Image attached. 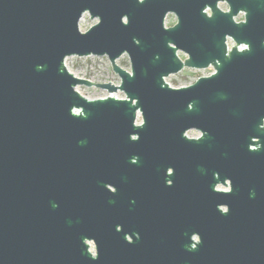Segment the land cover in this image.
<instances>
[{"label": "water", "instance_id": "water-1", "mask_svg": "<svg viewBox=\"0 0 264 264\" xmlns=\"http://www.w3.org/2000/svg\"><path fill=\"white\" fill-rule=\"evenodd\" d=\"M0 264H264V0H0Z\"/></svg>", "mask_w": 264, "mask_h": 264}, {"label": "rangeland", "instance_id": "rangeland-1", "mask_svg": "<svg viewBox=\"0 0 264 264\" xmlns=\"http://www.w3.org/2000/svg\"><path fill=\"white\" fill-rule=\"evenodd\" d=\"M220 8L223 10H228V5L225 3H221ZM242 18L240 15L238 19ZM177 16L173 13L169 14L166 18L165 24L167 27H171L177 23ZM98 19H92L89 13H86L81 22L80 29L81 31H87L91 26L96 24ZM179 56L182 59L187 58V55L183 52H179ZM117 63L127 71H131V63L127 54L123 55L120 59H118ZM66 67L73 74L78 77H82L88 79L94 83H112L116 86L121 84L120 76L114 72L111 63L107 56L97 57V56H88V57H78L71 56L68 57L65 61ZM215 72L214 67H209L207 69H192L186 68L182 70L180 73L172 74L166 78V82L172 87H183L189 86L195 83L199 77L202 76H210ZM77 90L89 99H99L106 98L111 94L105 90L100 89L95 86H78ZM113 96L118 98H125V94L122 91H118L114 93ZM142 122V117L139 115L137 119V123ZM201 133L197 130H192L188 132L189 137H199ZM221 190H228V187L220 185L218 187ZM91 250L95 251V245L93 242H90Z\"/></svg>", "mask_w": 264, "mask_h": 264}, {"label": "flooded vegetation", "instance_id": "flooded-vegetation-1", "mask_svg": "<svg viewBox=\"0 0 264 264\" xmlns=\"http://www.w3.org/2000/svg\"><path fill=\"white\" fill-rule=\"evenodd\" d=\"M221 3H225V2H221ZM221 3H219V5L221 4ZM225 4H227V3H225ZM228 5V4H227ZM220 7V6H219ZM228 9H229V6H228ZM223 10V9H222ZM225 11H227V10H225ZM209 12V11H208ZM242 13V12H241ZM241 13L238 15V16H236L235 17V20H236V22H238V23H240V22H244L245 21V13H244V15L242 16V18H240V19H238V17L241 15ZM246 43H240V44H238L237 43V41H235L233 38H231V37H227V47H228V54L230 53V51L234 48V47H236L237 48V50L239 51V52H242V51H244L245 49H248L249 48V46L247 47V48H244L243 47V45H245ZM246 45H248V44H246ZM210 67H213V66H210ZM209 68V67H208ZM207 69V68H206Z\"/></svg>", "mask_w": 264, "mask_h": 264}, {"label": "snow or ice", "instance_id": "snow-or-ice-1", "mask_svg": "<svg viewBox=\"0 0 264 264\" xmlns=\"http://www.w3.org/2000/svg\"><path fill=\"white\" fill-rule=\"evenodd\" d=\"M124 23H125V24H128V19H127V17L124 18ZM137 43H139V41H138ZM173 47H175V45H173ZM243 47H244V48H247L248 45L245 44V45H243ZM141 123H143V122H141ZM134 139H136V138L134 137ZM169 171H171V169H170ZM172 182H173L172 180H169V184H172ZM113 191H115V189H114Z\"/></svg>", "mask_w": 264, "mask_h": 264}, {"label": "clouds", "instance_id": "clouds-1", "mask_svg": "<svg viewBox=\"0 0 264 264\" xmlns=\"http://www.w3.org/2000/svg\"><path fill=\"white\" fill-rule=\"evenodd\" d=\"M208 11H209V13L211 12V10H210V9H208ZM243 15H244V13L242 12V13H241V16H243Z\"/></svg>", "mask_w": 264, "mask_h": 264}]
</instances>
